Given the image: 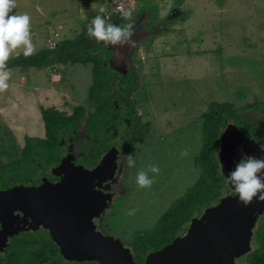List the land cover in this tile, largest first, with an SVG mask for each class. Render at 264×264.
Listing matches in <instances>:
<instances>
[{
	"label": "rangeland",
	"instance_id": "obj_1",
	"mask_svg": "<svg viewBox=\"0 0 264 264\" xmlns=\"http://www.w3.org/2000/svg\"><path fill=\"white\" fill-rule=\"evenodd\" d=\"M118 4L131 13V20L122 16L121 25L134 24L136 45L113 46L118 62L137 73L136 90L148 91L137 96L152 123L133 181L115 200L116 214L110 221L112 232L126 244L133 234L153 227L194 183V157L200 149L196 129L211 103H230L243 119L264 117V0H17L10 15H30L36 54L76 38L96 15L108 16L115 24ZM21 54L17 49L10 58ZM91 68L78 63L12 69L10 87L0 93V142L21 146L26 137H39L41 107L71 113L73 107L85 106ZM184 149L188 155L182 157ZM150 164L158 165L160 172L150 173L155 179L150 188H140L136 174ZM124 166L128 169L127 162ZM126 194L136 199L125 201Z\"/></svg>",
	"mask_w": 264,
	"mask_h": 264
},
{
	"label": "flooded vegetation",
	"instance_id": "obj_2",
	"mask_svg": "<svg viewBox=\"0 0 264 264\" xmlns=\"http://www.w3.org/2000/svg\"><path fill=\"white\" fill-rule=\"evenodd\" d=\"M99 58L102 61L100 56ZM109 58L110 55L107 61H102L103 66H109ZM122 65L125 67H120L122 73L110 71L105 77L103 81L105 93L95 107L90 103L89 94L86 105H79L82 113L78 115H74L75 107L72 108L71 113L55 106L42 107L64 113V117L69 118L67 124L61 127L54 125L49 132L46 130L41 115L42 131L39 137H26L21 146L14 141L0 142V192L22 187L38 189L41 193L36 195L33 201L39 204L42 210L43 203L49 205L46 195L53 192L51 189L58 187L68 178L65 173L66 169L75 167L92 172L100 168L102 164H108L107 161L111 159L113 172L89 183V191L93 196L88 197H91L95 204L104 198V206L98 211L99 216L92 219V226L102 236L111 238L114 242L128 248L134 264H144L147 256L165 248L175 239L183 237L207 210L216 207L225 199H234L237 194L230 188L231 186L227 185L225 181L227 176L221 171L220 162L214 155L216 169L221 175L216 187V195L209 197L205 204L196 205L191 211L192 214L188 218L185 217L184 208L189 200L190 191L191 197L199 199L197 188L190 190L198 185L201 176V168L197 162L198 152L194 157L196 168L194 183L178 200L161 213L153 227H149L147 231L139 235L133 234L132 241L128 243L125 241L126 244L116 237L118 234L113 233L112 226H110V221L116 214L114 212L117 207L115 200L122 196L121 193L128 181H133L135 171V167L124 168L127 162L126 156L133 155L136 162L142 157L139 153L142 148L141 144H147L152 127L148 112L143 110L138 102L137 94L143 90H136L137 73H129L128 65ZM143 92L145 95L148 94V91ZM140 99H142L141 96ZM137 111H141V114ZM239 113L240 110L237 109L235 112L237 118L225 123L218 135L215 148V150L221 149L222 136L228 125H232L235 132L254 147L250 150L239 142H235L232 148L234 167L243 156L264 157L262 154L264 152V117L256 120L243 119ZM202 115L199 117L196 129L199 131L200 148ZM144 147L147 151L150 149L149 146ZM260 175L264 176V172ZM50 196L53 203L54 199L58 202L69 203L74 200L75 193L65 192L61 195ZM129 198L136 199L126 194L125 201ZM183 200L185 203L181 206ZM13 207L7 222L0 220V264H5L10 259L28 264H38L37 262H42V264H98L95 261L68 260L63 249L54 239L46 217L42 219L35 211L33 214L29 208L19 205ZM251 216L253 224L248 237L249 248L238 254L232 264H264V204ZM160 239L161 243L163 239L168 241L156 247Z\"/></svg>",
	"mask_w": 264,
	"mask_h": 264
},
{
	"label": "water",
	"instance_id": "obj_3",
	"mask_svg": "<svg viewBox=\"0 0 264 264\" xmlns=\"http://www.w3.org/2000/svg\"><path fill=\"white\" fill-rule=\"evenodd\" d=\"M118 64L119 67H115V70L124 68ZM235 142L250 150L254 148L235 132L232 125H228L222 136L219 157L223 165L222 172L226 176L234 170L232 148ZM107 163L92 172L75 167L66 169L68 178L46 195L49 205L43 203L42 210L33 201L41 193L38 189L22 187L0 192V220L7 222L13 206L29 208L42 219L46 217L54 239L68 260L95 261L98 264H134L128 248L102 236L92 226V219L99 216L98 211L104 206V198L95 204L88 197L93 196L89 191V183L113 172L112 160L109 159ZM65 192L75 193L72 202H58L54 199L53 203L50 195H61ZM263 204L264 201L254 198L245 206L239 201L238 195L234 199L223 200L196 220L183 237L147 256L144 264H232L238 254L248 250V237L253 224L251 215Z\"/></svg>",
	"mask_w": 264,
	"mask_h": 264
},
{
	"label": "trees",
	"instance_id": "obj_4",
	"mask_svg": "<svg viewBox=\"0 0 264 264\" xmlns=\"http://www.w3.org/2000/svg\"><path fill=\"white\" fill-rule=\"evenodd\" d=\"M122 19L123 17L120 15L115 24H123L124 19ZM103 46V42H97L94 38L90 37L87 30L84 29L76 38L56 42L55 46L51 49L46 47L44 50L27 57L21 54L17 57L9 58L7 66L11 70L15 68L56 69L58 65H75L79 63L82 64V66H86L87 64H91L92 84L89 87V100L95 107L105 93L103 84L105 77H107L110 71L122 73V70H115V67H119L117 65V49L110 44L106 45V48ZM109 55V66L105 67L102 65V61H107ZM40 109L47 131L54 125L61 127L67 124L69 120V118L64 117V113L62 112L60 113L52 109H43L42 107ZM73 110L74 115L82 113V108L80 106L75 107ZM235 112L234 106L230 103L213 102L210 104L208 111L202 115L201 148L199 156L197 157L198 165L201 168V176L198 185L190 189L194 190L197 188L196 191L199 199L197 200L191 197V191L189 190V200L186 202L184 208L186 211V218L192 214L191 211L196 205L205 204V201L209 197L211 198L216 195V187L221 175L216 169V163H214V150L218 141V135H220L225 123L230 120L234 121L237 118ZM183 203H185L184 200L181 206ZM160 241L161 239L157 241L156 247L161 246L160 244H164L168 240L163 239L162 243ZM37 263L42 264V262ZM5 264L28 263L10 259L9 262Z\"/></svg>",
	"mask_w": 264,
	"mask_h": 264
},
{
	"label": "clouds",
	"instance_id": "obj_5",
	"mask_svg": "<svg viewBox=\"0 0 264 264\" xmlns=\"http://www.w3.org/2000/svg\"><path fill=\"white\" fill-rule=\"evenodd\" d=\"M16 6L17 0H0V93L10 87L9 80L12 70L8 68L7 61L12 53L17 49H22L24 56L27 57L36 51L31 34V17L28 13L10 15ZM99 11L104 13L106 9L100 6ZM124 18L131 20V13L126 12ZM109 19L110 17L96 15L87 29L88 35L97 42H103L106 45L129 44L134 47L136 45L132 40L134 24L116 25L108 22ZM220 151V148L214 151L219 162ZM180 155L187 156V149L182 150ZM126 160L129 167L136 166L133 155H127ZM220 167L222 171L221 163ZM159 172V166L155 164L138 170L136 184L140 188H150L155 182L154 175H158ZM262 172H264V157L243 156L235 164L234 170L225 177V181L238 195L239 201L247 206L254 198L264 201V176L260 175ZM150 173L154 175H150ZM129 214H134V212Z\"/></svg>",
	"mask_w": 264,
	"mask_h": 264
},
{
	"label": "built area",
	"instance_id": "obj_6",
	"mask_svg": "<svg viewBox=\"0 0 264 264\" xmlns=\"http://www.w3.org/2000/svg\"><path fill=\"white\" fill-rule=\"evenodd\" d=\"M116 10H117L118 14L121 15V16H124V14L126 13V12H125V9L122 7L121 4H118V5L116 6ZM105 17H108V16H105ZM49 44H51V43H49ZM54 46H55V44H53L52 48H53Z\"/></svg>",
	"mask_w": 264,
	"mask_h": 264
}]
</instances>
